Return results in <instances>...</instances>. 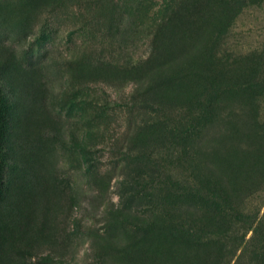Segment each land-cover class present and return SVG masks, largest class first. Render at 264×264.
Returning <instances> with one entry per match:
<instances>
[{
    "label": "rangeland",
    "instance_id": "obj_1",
    "mask_svg": "<svg viewBox=\"0 0 264 264\" xmlns=\"http://www.w3.org/2000/svg\"><path fill=\"white\" fill-rule=\"evenodd\" d=\"M2 104L0 264H264V0H0Z\"/></svg>",
    "mask_w": 264,
    "mask_h": 264
},
{
    "label": "trees",
    "instance_id": "obj_2",
    "mask_svg": "<svg viewBox=\"0 0 264 264\" xmlns=\"http://www.w3.org/2000/svg\"><path fill=\"white\" fill-rule=\"evenodd\" d=\"M257 1H259V0H257ZM5 108H6V105L2 104V109L0 111V116H1L0 128H4V129L7 127V119H8V116H7V113L5 111Z\"/></svg>",
    "mask_w": 264,
    "mask_h": 264
}]
</instances>
